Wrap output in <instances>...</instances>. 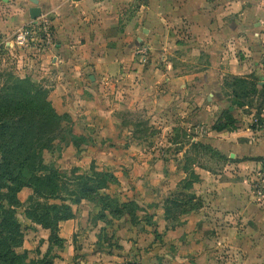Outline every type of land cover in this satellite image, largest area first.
<instances>
[{
	"label": "rangeland",
	"instance_id": "374dc122",
	"mask_svg": "<svg viewBox=\"0 0 264 264\" xmlns=\"http://www.w3.org/2000/svg\"><path fill=\"white\" fill-rule=\"evenodd\" d=\"M207 1L208 27L174 11L190 0H110L109 15L96 0H39L35 20L31 0H0V101L30 90L42 102L43 93L17 85L25 79L68 115L53 126L33 119L48 124L35 142L71 189L95 170L115 177L100 197L67 202L75 216L60 223L61 241L26 217L33 189L20 191L17 252L28 263L109 264L120 255L119 264H264V18L261 27L242 18L235 32L247 2L237 13L234 0ZM219 1L227 15H214ZM215 22L229 29L222 47ZM31 23L51 28L47 48L8 44ZM67 29L73 48L62 53ZM235 65L245 72L232 73ZM228 111L236 128L215 130L231 123ZM22 116L7 113L0 124ZM242 127L247 136L230 134ZM70 130L85 141L77 145ZM102 198L134 202L136 218L130 209L115 216Z\"/></svg>",
	"mask_w": 264,
	"mask_h": 264
},
{
	"label": "trees",
	"instance_id": "16d2710c",
	"mask_svg": "<svg viewBox=\"0 0 264 264\" xmlns=\"http://www.w3.org/2000/svg\"><path fill=\"white\" fill-rule=\"evenodd\" d=\"M17 83L26 89L32 87V90L40 92V96L43 93L44 97L41 102L32 97L30 90H19L13 95L12 101H0V118L11 112L23 115L14 124H0V264H30L26 261L27 253L17 252V249L22 247L24 238L23 225L17 212V208L22 206L18 194L25 187L33 189V194L27 200L26 217L50 230L51 240L61 241L58 235L60 223L75 216L72 206L67 202L79 204L83 199L100 197V191L108 189L110 183L115 180L113 175L95 170L92 176H79L77 189H71L68 183L63 181L60 171L53 164L45 162L43 153L34 139L37 129L42 131L48 124L53 126L60 123L67 119L68 115L59 114L47 96L45 97V92L32 82L18 79ZM36 95L39 96L38 93ZM33 115L39 116L37 120L41 123L48 124L36 126ZM227 117L231 123H222L214 129L234 130L237 120L230 111L227 112ZM70 134L77 145L85 141L84 136L76 135L71 130ZM47 146L48 149L53 148L52 143ZM193 176L198 178L196 174ZM187 183L190 186L193 182ZM50 200L59 202L51 203ZM101 201L106 208L111 206L114 209L112 213L117 217L124 215L126 209H130L129 216L136 218L137 206L134 202L124 203L122 207L125 209H122L117 199L102 198ZM32 264L36 262L32 261ZM42 264H52V261Z\"/></svg>",
	"mask_w": 264,
	"mask_h": 264
},
{
	"label": "crops",
	"instance_id": "0c3cea01",
	"mask_svg": "<svg viewBox=\"0 0 264 264\" xmlns=\"http://www.w3.org/2000/svg\"><path fill=\"white\" fill-rule=\"evenodd\" d=\"M82 1H86V0H82ZM204 1H205V3L203 5H201V2L199 0H190L189 5L187 7L181 8L180 6H178L177 8H175L174 11L177 10V11H179V13H182L183 11H185V13L189 16L195 15V16H199L200 18L203 17L205 20V24L208 27V25H207L208 19L207 18H208L210 13L207 10V7L209 5V2L208 1L206 2V0H204ZM109 2H110V0H107V6H105V1L103 2L100 0H98V1L96 0L95 5H96V8H98V6H99L100 9H103V11H101V12H105L107 9L106 14L109 15L110 14V12H109L110 7L108 6ZM244 2H247V7L245 9H243V12L241 13L240 18L239 19L237 18V20H236L235 24H237V25H234L235 32H239L240 30H242V28L244 26V24L242 23V18L246 22L252 21L255 24H259L260 27L262 26L261 19L264 18V1H261V0H234L233 5H232V6H234L233 7L234 11L237 13L240 12V10L243 8V4H245ZM219 3H220V1H219ZM76 4H80V3L77 2ZM82 4L84 6H88L87 2H83ZM212 8H214V7H212ZM214 11L216 12V13L214 12L215 16L216 15L219 16V15H221V13L222 14L224 13L225 15H227L230 12V11L228 12V9L225 8V6L223 4H221V7L216 8ZM234 16L236 17V14ZM81 18H83L82 24H83V22H86V21H87L86 24H89L91 16L88 15V16L81 17ZM209 18H210V16H209ZM103 22L106 26H108V19L103 21ZM86 24L84 26H86ZM213 25H215V29H216L214 34H217V36L219 37L218 45H219V47H222L221 44L226 43L225 39L223 40L222 37H225L227 39V37L229 35V29H228L226 24H224V23L222 24L221 22L220 23L215 22L214 24H212V23L209 24L210 31H212ZM88 28L90 29L89 26H88ZM195 28H197V30H200V29H198L197 26H195ZM200 32H202V31H200ZM230 32H232V30ZM68 33H70L68 29L63 31V34L60 37L61 41L59 43H57V45H56L57 51H60L63 53L65 51L71 50L73 48L71 46V44L68 43ZM238 37L239 36H235V39H237ZM209 39H211V37H209ZM208 42H209V44H203V45H205L207 47H211V41H208ZM92 55L94 56L96 62H99V60L102 58L101 56H99L96 53L95 54L92 53ZM242 69L244 70V66H236L235 65V66H233L232 73L242 74L243 72H245ZM248 133H249V130L248 129L246 130L244 127H242V128H238V130L236 132H231L230 134L232 136H235V138H240V136H247ZM109 257L115 258V259H113V261H109L110 262L109 264H119V262H121L123 259L120 255H116V256L113 255V256H109ZM106 263L107 262H105L104 264H106ZM138 264H142V263L140 262Z\"/></svg>",
	"mask_w": 264,
	"mask_h": 264
},
{
	"label": "built area",
	"instance_id": "2783aa9c",
	"mask_svg": "<svg viewBox=\"0 0 264 264\" xmlns=\"http://www.w3.org/2000/svg\"><path fill=\"white\" fill-rule=\"evenodd\" d=\"M39 22L37 25H41ZM52 43L51 28L44 23L42 27H36L34 24H28L20 27L14 34L13 39L8 44H19L21 46L35 45L43 49Z\"/></svg>",
	"mask_w": 264,
	"mask_h": 264
},
{
	"label": "water",
	"instance_id": "95a60500",
	"mask_svg": "<svg viewBox=\"0 0 264 264\" xmlns=\"http://www.w3.org/2000/svg\"><path fill=\"white\" fill-rule=\"evenodd\" d=\"M34 3V6L30 8V16L32 19H37L41 13H42V8L38 5L39 0H31Z\"/></svg>",
	"mask_w": 264,
	"mask_h": 264
}]
</instances>
